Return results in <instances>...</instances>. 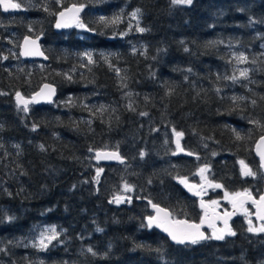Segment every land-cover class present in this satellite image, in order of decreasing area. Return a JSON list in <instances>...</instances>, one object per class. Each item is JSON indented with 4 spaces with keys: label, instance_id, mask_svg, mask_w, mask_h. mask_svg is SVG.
<instances>
[{
    "label": "trees",
    "instance_id": "obj_1",
    "mask_svg": "<svg viewBox=\"0 0 264 264\" xmlns=\"http://www.w3.org/2000/svg\"><path fill=\"white\" fill-rule=\"evenodd\" d=\"M16 2L19 13L0 7V264H264V233L248 232L240 218L235 236L184 247L146 226L149 201L200 221L199 201L179 180L203 183L205 166L210 184L262 195L254 149L264 136V0ZM73 4L86 6V27L56 33L57 15ZM120 7L126 15L139 8L147 31L101 22ZM28 35L44 36L48 63L21 59ZM243 68L248 79L239 77ZM233 75L236 82L225 78ZM45 83L58 89L55 104L19 110L16 92L28 98ZM173 129L193 155H177ZM99 150L118 151L126 163L99 166ZM241 160L256 179L241 174ZM125 184L130 202L110 203L126 195ZM42 225L63 233L39 252L28 240Z\"/></svg>",
    "mask_w": 264,
    "mask_h": 264
},
{
    "label": "snow or ice",
    "instance_id": "obj_2",
    "mask_svg": "<svg viewBox=\"0 0 264 264\" xmlns=\"http://www.w3.org/2000/svg\"><path fill=\"white\" fill-rule=\"evenodd\" d=\"M59 3V0H57ZM171 4L173 6L176 5H185V6H191L193 4V0H170ZM0 6L3 7L4 11L9 10H18L21 9L22 5L19 2H16V0H0ZM83 6L77 7L76 5H72L70 8L65 9L64 11H61L59 13L60 19L57 20L56 27H68L70 26L69 21L75 23L77 27L85 28L86 25L83 24L79 19V13L82 11ZM47 11V9H45ZM141 13V10L137 8L134 12L131 13L132 18L137 20L136 30L143 33L147 31V29L139 26V15ZM101 22H104L105 24H117L120 22V17L117 16L113 18L112 20H106L104 17L100 18ZM31 26H29V31H31ZM37 39H32L29 36L24 37V50L21 52V55L24 56H34V55H43V52L40 51V47L37 43ZM185 51H188L187 48H185ZM86 56H88L89 63H93L91 54L85 53ZM235 56V59L238 63H244L247 61V57L240 53L239 55L233 54ZM4 59H7V57H4ZM117 73L119 74V69H116ZM188 71H191V69H188ZM249 70L248 69H242L239 71V77L248 79ZM226 79H231L233 82H236L238 77L236 75H233L231 77H225ZM70 79V77H69ZM123 79V78H122ZM126 86V85H124ZM45 89L47 92H45ZM217 91H219L217 89ZM16 102L17 107L19 110H22L23 112L27 113L29 111V104L32 103H39L40 100H47L48 102H51V98L53 95H55V88H53L51 85L45 84L44 88L41 89L40 92L36 93L31 99H25L20 92H16ZM130 95V94H129ZM234 100L237 99H244L243 97H233ZM251 103L253 105L256 104L255 100H252ZM131 107V105H129ZM141 115H147V113H141ZM252 123L259 124V121H251ZM36 125H33V130L36 129ZM173 132L175 136L177 137L176 145L178 151H184V149L180 145V138L183 136L182 132L175 131L173 129ZM237 139H240L239 134H237ZM264 145V136L261 137L260 143L257 145V151L260 155V167L264 168V150H261V146ZM18 147V146H17ZM41 150H44V146L40 145ZM89 151H92L89 149ZM175 154V153H173ZM141 157L144 156V153H140ZM188 155H193V153L189 152ZM215 155V153H213ZM95 159L101 160V159H115L120 161L121 163L124 162L123 157L119 155L118 151L115 152H100L97 151L95 155ZM241 164V174L243 176H255L256 173L252 171V169L245 164L243 160L240 161ZM207 170V166L200 169V174L202 176V179L205 177L203 176V173ZM103 169L97 168L96 170V176L94 177L95 181L99 182V177ZM180 183L185 184L186 187H189V190L191 191L193 187L195 186H189L187 184V181L185 179H181ZM213 187H222L220 184L211 185ZM125 191H131L132 188L130 185L125 184L124 185ZM199 195L200 193H195ZM225 198L229 200V202L232 204V207L234 209L233 212H227L225 211L223 216H220L219 214H215V219H220L223 221L224 227L223 228H216L214 221L208 222V227L212 228V234L210 236L206 235L204 232H202L200 229L201 227L206 223L207 221V210L205 211V216L201 218L200 224H194L189 223L186 220H174L172 219V213L169 212L166 209L161 208L157 204H152L151 201H149L150 204H152V207L156 210L157 215L156 216H149L147 218L148 223L147 227L151 228L154 224L156 227L162 228L163 231L167 232L168 235L171 237L173 241H175L177 244H197L202 240L207 239H216V240H224L225 236H235L236 232L233 231V229L229 225V219L231 216L235 215L236 211H242L246 217H250L252 214L248 211L244 205L251 201V203L256 207V216L258 220L264 221V195H261L259 197V200L255 199L251 192L247 189H245L243 192H236V193H228L225 192ZM123 197H115L113 201L114 203H121L123 202ZM131 198H128V201L130 202ZM212 205H218V201H212ZM201 207L206 208V205L203 201H201ZM9 220L12 218L9 217ZM248 229L247 231L250 233H264V223H262L259 227H255L253 225V222L251 219H248ZM97 231H103L101 228H97ZM59 236V233L56 231L55 226H52L50 228L45 229L43 232L40 233L38 244H34V247H39L40 249H47L48 244H50L53 240H56ZM138 247H143L142 245H138ZM0 251H4V249H0ZM156 251H159V249H156ZM87 252L91 253L92 255H97V253L93 250L92 247L87 248Z\"/></svg>",
    "mask_w": 264,
    "mask_h": 264
},
{
    "label": "water",
    "instance_id": "obj_3",
    "mask_svg": "<svg viewBox=\"0 0 264 264\" xmlns=\"http://www.w3.org/2000/svg\"><path fill=\"white\" fill-rule=\"evenodd\" d=\"M73 5H74V4H73ZM71 6H72V5H70V6L67 7V8H70ZM76 6H77V7L83 6L82 11H80V13H79V19H80V21L82 22V16H83L84 13L86 12L87 8H86V6H84V5H76ZM0 7H1L2 12H3L4 14H15V13H19V12L21 11V9H18V10H9V11L6 12V11L3 10V7H2V6H0ZM67 8H65V9H67ZM65 9H64V10H65ZM64 10H62V11H64ZM58 19H60L59 14L57 15V18H56V21H55V24H54V31H55L56 33H58V34H61V33H64V32H68V31H71V30H73L74 28L77 27V26L75 25V23L69 21L70 26H68V27L57 28V27H56V23H57V20H58ZM28 36H29V35H28ZM29 37H31L32 39H37V37H33V36H29ZM38 38H39V39L37 40V43H38V45H39V47H40V51L43 52V55H42V56H40V55H34V56H24V55H21V52L24 50V38H23V40H22V42H21V46H20V56H21V59H22L23 61H26V62H29V61H37V62H40V63H48V62H49V59H48L46 53L44 52V50H43V45H42V42H43V40H44V36H43V35H40V36H38ZM45 84L51 85L53 88H55V95L52 96V98H51V102H48L47 100H43V99H42V100H40L39 103H32V104H29V108H30V107H39V106H49V105H53V104L55 103V101L58 99V89H57V87H56L55 85H53V84H50V83H45ZM45 84H43V85L40 87V89H39L36 93L40 92L41 89L44 88V85H45ZM45 92H47L46 89H45ZM36 93H34L31 97H28V98H25V97H24V98H25V99H31ZM174 140H175V145H176L177 137H175ZM260 140H261V138H260V139L258 140V142L256 143V145H255V149H254L255 157L257 158V160L259 161V163H260V155L258 154V151H257V145L260 143ZM180 145H181V147L183 148L182 137L180 138ZM176 147H177V145H176ZM177 150H178V149H177ZM261 150H264V145L261 146ZM100 152H108V153H110V152H115V151H112V150H103V151H100ZM178 154H179L180 156H185V155H187L188 153L184 150V151H178ZM119 155L121 156L120 153H119ZM121 157H122V156H121ZM123 160H124V162L121 163L120 161L115 160V159H101V160H97V159H95L96 163L99 164V165H123V164L126 163V160H125L124 158H123ZM260 169H261V171H262L263 174H264V168H261V167H260ZM188 185H189V186H195V187H193L191 191L189 190V187H185L187 193H188L190 196H192V197H194V198H196V199H199L200 202H201V201L204 202L203 195L199 192V191H200V187H197L196 185H194V184H192V183H191V184H188ZM195 193H200V194L197 195V194H195ZM262 195H264V190H263V194H262ZM252 196H253V195H252ZM253 197H254V196H253ZM254 198H255V197H254ZM255 199H257V198H255ZM257 200H259V198H258ZM204 204L206 205V208H202V210L204 211V215H203V217L205 216V211H206V210H207L208 216H207V221H206V223L201 227L200 230H201L202 232H204L206 235H208V234L206 233V230H213L212 228H209V227H208V222H210V221H214L216 228H223V227H224V224H223V221H222V220H220V219H215V214H219L220 216H223L224 213L212 209V208H211L208 204H206L205 202H204ZM246 205H253V204L251 203V201H248V202L244 205V207H245ZM149 206H150V209H151V211H152V213H153V216H156L157 213H156V210L152 207V204L149 203ZM253 206H254V205H253ZM160 207L163 208V209H166V208H164V207H162V206H160ZM166 210H168V209H166ZM168 211H169V210H168ZM233 211H234V209H233V207H232V210H231V211H228V212H233ZM254 211H255L254 219L256 220V222H257L258 224L264 223V221H261V220H258V219H257V216H256V207H255V206H254ZM169 212H170V211H169ZM240 213H241V211H236L235 215L231 216V218L229 219V225H230L231 228H232V222L235 221V220L239 217V214H240ZM171 218L173 219V215H172ZM186 221H188V220H186ZM146 222L148 223V220H147ZM188 222H189V223H194V224H200V222H199V223L191 222V221H188ZM219 224H222V227H220ZM148 228H149V227H148ZM149 229H150V230H157V231L160 232L162 235H164L165 237H167V238L169 239V241L171 242V244H173V245H175V246H181V247H184V246H187V245H194V244H189V243H186V244H177L175 241H173V240L171 239V237L168 235L167 232L163 231L162 228L156 227L155 224H154L151 228H149ZM226 237H230V236H225V238H226ZM207 240H208V239H207ZM207 240H202V241H200L199 243L206 242Z\"/></svg>",
    "mask_w": 264,
    "mask_h": 264
},
{
    "label": "rangeland",
    "instance_id": "obj_4",
    "mask_svg": "<svg viewBox=\"0 0 264 264\" xmlns=\"http://www.w3.org/2000/svg\"><path fill=\"white\" fill-rule=\"evenodd\" d=\"M115 6H116V4H115ZM123 9L124 8L121 9V7H120L119 12H121V13H119L120 14L119 17H120V23L126 25V29H127V33L126 34L131 33V32L138 33L139 31L136 30L137 20L134 19V18H132V16H131V13L134 12V11H131V12L128 11L129 13L127 12L128 14L126 15V13H125V11ZM125 15H126V17H124ZM139 26H140V17H139ZM76 28H77L78 31H81L82 30V28H80V27H76ZM14 53L15 52L13 51L12 54H14ZM87 53L92 54V52H87ZM235 54L238 55L237 52ZM198 175L201 176L200 173H198ZM203 176L205 177V175H203ZM257 177H258V174H256L255 176H250V178H254V179H256ZM201 179H202V176H201ZM202 180H203V183H200V184L194 183V182H192V183L196 184L197 186H199L201 188V193H203L204 196H205V202L209 206H211L212 208H214V209H218V210H222V211H230V209L232 208V204L229 202L228 199L225 198V192H227V191H225L222 187H218L217 188V187L211 186L212 184H210L209 182L206 181V177L204 179H202ZM186 181L188 183H191L189 180H186ZM179 182H180V180H179ZM180 184H182L183 186H185V184H183V183H180ZM124 191H125V188H124ZM131 192H132V190L131 191H126V195H124V196L123 195H120L119 197H123L124 198L123 199V202H121L119 204L116 203V205H118V206L119 205H126L127 204L126 198H127L128 195H130ZM218 192H222L221 198L219 197V198H215V199H212V200H209L208 199L211 196V194H214L215 195ZM212 201H218V205H212L211 204ZM246 208L248 209V211L252 215L250 217H246L244 215V213L242 212L240 219H242L246 224H248V219H251L252 222H253V225L255 227H259L261 224H257L254 221V213H253V210L251 208H249V207H246ZM50 227H52V226L51 225H46V226L45 225H42V226L38 227V229L36 230V232L34 233V235L28 240V245L30 247L36 249L39 252H44L47 249L51 248L53 246V244L56 243L59 240V238L61 237V234L63 233L59 229L58 226H55V228H56V231L59 233V236H58V238L56 240H53L50 244H48L47 249H43L42 250L39 247H34L33 246L34 244H38V240H39L40 233L43 232L45 229L50 228ZM211 234H212V232L210 233V235ZM256 234H262V233H256Z\"/></svg>",
    "mask_w": 264,
    "mask_h": 264
},
{
    "label": "flooded vegetation",
    "instance_id": "obj_5",
    "mask_svg": "<svg viewBox=\"0 0 264 264\" xmlns=\"http://www.w3.org/2000/svg\"><path fill=\"white\" fill-rule=\"evenodd\" d=\"M245 207H253V206H245ZM217 211H220V212H225V211H222V210H218L216 209ZM231 210V209H230ZM232 226H233V223H232ZM212 232V231H211Z\"/></svg>",
    "mask_w": 264,
    "mask_h": 264
}]
</instances>
